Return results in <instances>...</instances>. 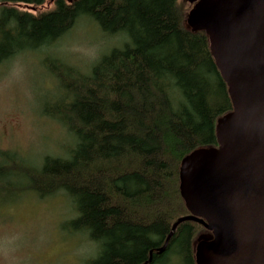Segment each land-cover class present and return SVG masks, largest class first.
I'll return each instance as SVG.
<instances>
[{
  "label": "trees",
  "instance_id": "1",
  "mask_svg": "<svg viewBox=\"0 0 264 264\" xmlns=\"http://www.w3.org/2000/svg\"><path fill=\"white\" fill-rule=\"evenodd\" d=\"M0 0V63L52 47L86 17L127 42L80 73L46 61L60 90L54 109L73 138L64 156L39 164L0 151V175L18 168L39 198L66 195L75 210L70 230L98 247L85 264H196L194 239L206 230L180 195L181 160L216 147L217 119L232 102L204 31L186 24L179 0ZM82 71V70H81ZM164 247V248H163Z\"/></svg>",
  "mask_w": 264,
  "mask_h": 264
},
{
  "label": "water",
  "instance_id": "2",
  "mask_svg": "<svg viewBox=\"0 0 264 264\" xmlns=\"http://www.w3.org/2000/svg\"><path fill=\"white\" fill-rule=\"evenodd\" d=\"M186 24L208 36L232 111L217 119L216 147L181 160L180 195L211 238L196 264H264V0H188ZM163 247V248H164Z\"/></svg>",
  "mask_w": 264,
  "mask_h": 264
},
{
  "label": "rangeland",
  "instance_id": "3",
  "mask_svg": "<svg viewBox=\"0 0 264 264\" xmlns=\"http://www.w3.org/2000/svg\"><path fill=\"white\" fill-rule=\"evenodd\" d=\"M190 10L188 0H179ZM52 0L40 7L18 5L20 9H51ZM127 37L106 35L89 18L83 17L52 47L24 51L0 63V151L16 159L39 164L43 156H64L74 141L57 120L44 115L54 109L60 90L46 61L55 57L80 73H88L99 57L121 48ZM82 70V71H81ZM0 175V264H85L98 252L97 245L83 234L70 230L75 216L64 194L47 198L23 190L27 182L16 169ZM210 233L199 231L194 250Z\"/></svg>",
  "mask_w": 264,
  "mask_h": 264
},
{
  "label": "flooded vegetation",
  "instance_id": "4",
  "mask_svg": "<svg viewBox=\"0 0 264 264\" xmlns=\"http://www.w3.org/2000/svg\"><path fill=\"white\" fill-rule=\"evenodd\" d=\"M192 6L194 5V3L191 4ZM211 238V233H210V237H207L206 240Z\"/></svg>",
  "mask_w": 264,
  "mask_h": 264
}]
</instances>
